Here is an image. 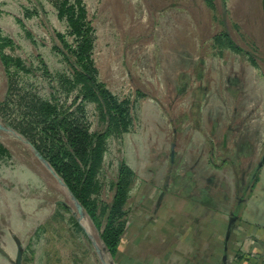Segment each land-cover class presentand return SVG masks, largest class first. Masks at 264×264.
<instances>
[{
  "label": "rangeland",
  "instance_id": "rangeland-1",
  "mask_svg": "<svg viewBox=\"0 0 264 264\" xmlns=\"http://www.w3.org/2000/svg\"><path fill=\"white\" fill-rule=\"evenodd\" d=\"M41 1L49 24L63 28L53 4ZM83 1L95 28L98 75L116 96L127 101L133 118V129L122 134L121 142L108 138L105 163L112 168L116 158L123 155L138 174V181L148 180L158 177L154 171L158 164H163L160 172L164 173L173 153L179 166L185 163L193 167L195 180L201 183H196L198 186L210 187L205 193L196 185L192 193L203 192L201 198L217 207H230L232 202L240 201L245 194L238 192L234 173L238 170L245 181L250 175L248 167L261 160L264 149V63L253 65L231 51L217 57L197 47L198 37L218 32L224 20L225 28L240 45L246 47L248 36L256 43V56L264 59V10L260 0H224V6L222 0H213V12L198 0L201 10L168 8L157 14L154 26L142 0H123L127 3L126 17L113 13L109 0ZM19 4L18 0H0V27L14 39L16 52L34 62H38L35 54L39 53L53 74L61 73L64 64L49 50L45 26L35 19L28 20L25 26L37 42L32 44L25 36L24 26L15 18L21 17ZM212 13L216 18L213 22ZM198 17L209 20L208 24H198ZM233 23L239 25L237 34ZM204 29L206 32L201 33ZM6 89L0 63V99ZM136 89L145 95L137 97ZM27 92L46 96L49 81L42 77H13L11 102L30 96ZM86 113L92 120L91 105H86ZM179 115L185 120L177 121L179 124L169 121ZM4 122L34 137L20 106L0 107V126ZM212 124L218 126L217 144L222 133L231 129L228 149L217 151L215 147L211 150L214 156L208 153L210 146L204 135L209 134ZM176 126L180 134L174 146L169 140ZM0 144L9 151V157L0 159V264H14L16 243L23 247L22 264H101L96 229L89 220L82 219L86 234L75 225L76 206L32 149L16 133L1 127ZM218 155L232 157L235 163L219 160ZM215 163H221L220 168H215ZM261 167L252 180L251 197L248 195L245 216L249 219L264 217V161ZM145 190H149L147 184L133 191L134 212ZM61 201L73 210L58 206Z\"/></svg>",
  "mask_w": 264,
  "mask_h": 264
},
{
  "label": "trees",
  "instance_id": "trees-1",
  "mask_svg": "<svg viewBox=\"0 0 264 264\" xmlns=\"http://www.w3.org/2000/svg\"><path fill=\"white\" fill-rule=\"evenodd\" d=\"M47 1L55 7L57 21L63 28L58 29L49 24L41 0H18L21 17L15 16V18L24 26L25 36L32 44L37 40L27 29L25 22L35 19L40 25L45 26L49 37V45L47 44L49 50L57 55L60 62L64 64L63 70L61 73L53 74L43 63L41 54H35L38 62H34L31 57L16 52L17 46L14 39L0 27V63L3 66L7 83L6 92L0 99V107L20 106L24 119L29 121L28 124L33 129L34 137L29 138L8 122H4V126L1 128L16 133V136L32 149L37 159L63 187L76 206L75 225L79 229H83L86 234V229L82 226V219L92 223L98 234V260L101 264H110L118 251L123 232L133 210L132 193L136 190L139 191L142 184H147L148 188L152 190L168 191L193 201H198V199L200 201L202 193L204 191L207 193L210 187L203 189L202 186H198L197 184L201 183L195 180L196 172L192 169L193 167L185 163L179 166L173 153L165 166L164 173L162 170V173L160 172V167L163 164H158L154 170L158 177L148 180L138 181V174L123 155L116 158V163L112 168L111 164L105 163L108 138L111 137L121 142L122 134L133 129V118L129 106L127 101L116 96L98 75L94 59L95 28L85 2L83 0ZM181 1L180 3L178 0H142V4L148 20L154 26L157 14L168 8L180 6V9L189 11L194 8L196 11L201 10L197 3L198 0ZM187 1H190L191 5H186ZM202 1L212 10L211 12L215 10L213 0ZM222 1L224 6V0ZM109 2L113 13H122L121 15L126 17L125 6L127 3L125 4L123 0H109ZM260 4L264 10V0H260ZM215 19L212 13L210 21L213 22ZM208 21L198 17L197 23L208 24ZM221 24L222 29L218 32L210 36L198 37L199 47L197 50L208 49L211 51V55L217 57H222L224 52L231 51L244 56L243 58L253 65L264 63L261 56H256L257 46L251 38L245 37L246 47H244L225 28L224 20H221ZM233 27L235 33H239V25L233 23ZM205 32L204 29L201 33ZM18 75L31 78L42 77L44 80H48L49 94L40 96L37 93L27 92L30 96L22 97L18 103L13 100L11 102L12 78ZM135 94L137 97L145 95L139 89L135 90ZM86 105L92 106V120L86 113ZM185 118V116L179 115L169 121L176 123L185 120ZM198 121L200 119H197ZM215 127L218 126L212 124L209 134H204L206 142L210 146L208 149L210 156L213 155L211 150H214L215 147L219 148L217 151L228 149L229 139L227 136L231 133V129L225 130L217 144ZM225 128L226 126L223 129ZM179 134V128L174 127L169 140L171 145H176ZM119 149L121 152L120 147ZM261 151V160L264 161V149ZM7 156L9 157L8 149L0 144V159ZM217 157L220 158L219 160L229 161L232 165L235 163L232 157L222 155ZM260 161L252 163L251 167H248L250 169L247 171L250 175H248L249 177L246 175L245 181L244 177L238 174V170L235 171L234 175L236 174L238 177L235 176L236 187L240 194H246L253 188L252 180L263 162ZM213 166L220 168L221 163H215ZM190 168L191 170H189ZM151 172L152 170L149 171V174H152ZM196 185L199 191L203 190L201 195L192 193ZM58 206L69 212L73 210L69 204L61 203Z\"/></svg>",
  "mask_w": 264,
  "mask_h": 264
},
{
  "label": "crops",
  "instance_id": "crops-1",
  "mask_svg": "<svg viewBox=\"0 0 264 264\" xmlns=\"http://www.w3.org/2000/svg\"><path fill=\"white\" fill-rule=\"evenodd\" d=\"M148 189L110 264H264V217L245 216L252 188L230 207Z\"/></svg>",
  "mask_w": 264,
  "mask_h": 264
},
{
  "label": "water",
  "instance_id": "water-1",
  "mask_svg": "<svg viewBox=\"0 0 264 264\" xmlns=\"http://www.w3.org/2000/svg\"><path fill=\"white\" fill-rule=\"evenodd\" d=\"M59 203H63V202L61 201ZM22 254H23V247L20 243H17L14 264H22Z\"/></svg>",
  "mask_w": 264,
  "mask_h": 264
},
{
  "label": "built area",
  "instance_id": "built-area-1",
  "mask_svg": "<svg viewBox=\"0 0 264 264\" xmlns=\"http://www.w3.org/2000/svg\"><path fill=\"white\" fill-rule=\"evenodd\" d=\"M251 256H253V254ZM261 261L264 263V254L261 255Z\"/></svg>",
  "mask_w": 264,
  "mask_h": 264
}]
</instances>
